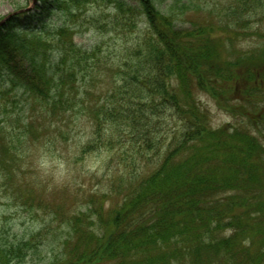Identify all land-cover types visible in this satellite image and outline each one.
<instances>
[{"label":"trees","instance_id":"trees-1","mask_svg":"<svg viewBox=\"0 0 264 264\" xmlns=\"http://www.w3.org/2000/svg\"><path fill=\"white\" fill-rule=\"evenodd\" d=\"M172 1L39 0L37 27L19 25L23 15L0 29V104L22 91L44 120L88 116L82 158L117 153L133 172L119 204L102 196L70 220L63 256L48 264H264V0H230L218 20L186 29L177 23L200 5ZM91 9L119 51L77 45ZM52 17L64 22L42 24ZM242 32L261 39L254 51L227 54ZM99 78L108 89L89 103L82 84ZM200 94L241 123L214 128ZM5 123L0 164L15 175L23 156ZM35 124L23 128L40 142ZM35 241L0 229V264L27 263Z\"/></svg>","mask_w":264,"mask_h":264},{"label":"rangeland","instance_id":"rangeland-1","mask_svg":"<svg viewBox=\"0 0 264 264\" xmlns=\"http://www.w3.org/2000/svg\"><path fill=\"white\" fill-rule=\"evenodd\" d=\"M0 0V23L16 13L28 9L29 15L20 18L19 25L25 28L37 27L34 18L40 13L39 0ZM135 4L136 0H124ZM200 5L197 11L187 12L184 22L177 23L179 28H191V21L203 20L213 15L215 19L230 0H196ZM157 6L165 8L172 0H155ZM208 7V8H204ZM211 9L213 13H210ZM101 10L91 9L86 17L77 24L75 41L81 48L91 50L104 44L109 53L119 51L122 42L113 40L112 34L104 33L94 20L104 23ZM33 16V19H28ZM218 20V19H217ZM61 17L43 18L42 24L52 27L62 25ZM237 27V26H236ZM235 25L233 28H236ZM240 38L230 42L225 52L236 57L241 52L254 51L257 36L242 32ZM257 47V46H256ZM108 89L105 79L94 82L89 79L82 84V92L87 91L89 103L102 96ZM200 100L211 114L214 128L237 127L241 120L234 118L208 96L200 94ZM16 98L18 106L12 103ZM7 110L5 113L4 110ZM28 97L19 92L13 100L0 104V120L6 119L5 125L11 130L15 142L21 150L22 170L15 175L8 167L0 164V229L4 228L11 239L24 241L36 240L33 252L25 264H48L63 256V242L69 234L70 220L93 208L96 199L106 196L107 205L119 204L133 185L131 169L122 163L117 153L100 151L82 158V148L92 138V124L88 116L78 115L64 122L44 120L40 112L29 114ZM29 120L35 122L40 135V142L26 133ZM45 132V133H44ZM24 133V135L22 134ZM264 143V138L262 139ZM145 165H137L135 171L143 172Z\"/></svg>","mask_w":264,"mask_h":264},{"label":"water","instance_id":"water-1","mask_svg":"<svg viewBox=\"0 0 264 264\" xmlns=\"http://www.w3.org/2000/svg\"><path fill=\"white\" fill-rule=\"evenodd\" d=\"M1 24H3V23H1Z\"/></svg>","mask_w":264,"mask_h":264}]
</instances>
